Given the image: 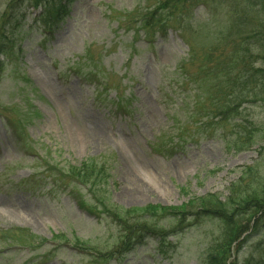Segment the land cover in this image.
<instances>
[{
	"label": "rangeland",
	"instance_id": "374dc122",
	"mask_svg": "<svg viewBox=\"0 0 264 264\" xmlns=\"http://www.w3.org/2000/svg\"><path fill=\"white\" fill-rule=\"evenodd\" d=\"M156 2L71 0L49 24L40 7L21 9L0 57V264H203L221 231L216 218L169 236L165 251L148 237L121 257L108 256L118 226L98 209L80 207L77 201L93 203L89 194L62 179L84 161L105 166L108 202L122 208L177 206L206 194L223 199L231 183L264 177L263 130L256 143L237 149L234 121L202 128L205 121L193 114L198 88L184 76L204 61L205 8L195 6L190 25L172 20L167 36L148 43L143 32L137 38L136 20ZM7 3L0 0V14ZM115 95L126 98L128 115L115 112ZM240 109L243 119L264 126V106ZM160 223L171 228L175 221ZM7 233L14 237L4 242ZM19 234L36 240L16 242ZM236 259L264 264V225Z\"/></svg>",
	"mask_w": 264,
	"mask_h": 264
},
{
	"label": "trees",
	"instance_id": "16d2710c",
	"mask_svg": "<svg viewBox=\"0 0 264 264\" xmlns=\"http://www.w3.org/2000/svg\"><path fill=\"white\" fill-rule=\"evenodd\" d=\"M69 1L8 0L0 14V57L8 54L17 23L24 17L20 11L26 3L34 9L40 7L38 16L44 14V22L49 24L67 13ZM199 4L208 13L207 24L210 25L206 24L209 41L203 63L197 72L186 71L184 76L186 83L196 84L198 88L193 114L196 120L205 121L201 123L202 128L205 124L234 121L238 130L232 137L233 146L246 149L256 143L255 137L264 131V126L259 127L246 117L243 119L240 109L243 104L264 106V0H157L152 9L136 20L135 34L139 38L143 32L144 40L153 43L157 36H167L172 20L190 25L194 8ZM117 28H121L118 21ZM188 48L190 55L192 48ZM258 61L261 62L257 65ZM3 64L0 59V78ZM124 99L115 95L113 101L115 112L122 116L131 111ZM251 170V167L247 168L243 175L250 174ZM63 175L62 179L71 190L80 186L93 201L88 203L89 207L87 202L77 201L80 207L91 213L98 209L118 226V240L108 256L121 257L144 244L148 237L158 239L157 249L165 251L169 236L197 225L204 218H216L222 225L221 231L207 247L203 264H246L237 261V253L248 237L264 225V177L256 173L243 186L238 181L231 183L229 194L223 199L216 194H206L194 196L177 206L147 204L130 208L108 202L109 183L104 165L93 160L84 161L80 166H69ZM165 219H174L175 224L166 228L160 223ZM9 235L14 237L7 233L2 237L4 242L11 238ZM15 237L16 242L28 245H33L36 240L34 236L25 240L22 234ZM53 239H61V236L53 235ZM74 243L87 249L86 243L78 238Z\"/></svg>",
	"mask_w": 264,
	"mask_h": 264
}]
</instances>
